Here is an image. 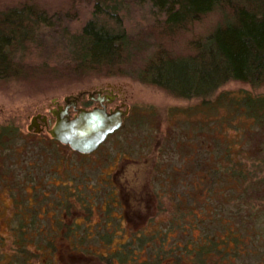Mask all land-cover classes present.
Masks as SVG:
<instances>
[{
    "label": "rangeland",
    "instance_id": "1",
    "mask_svg": "<svg viewBox=\"0 0 264 264\" xmlns=\"http://www.w3.org/2000/svg\"><path fill=\"white\" fill-rule=\"evenodd\" d=\"M89 1L0 0V13L29 4L49 15L77 17ZM139 2L130 0L126 19L130 39L140 50L123 68L124 75L75 76L60 71L52 74L38 66L29 69L26 78L0 80V129L14 130L6 148H0V264H44L48 260L53 264H107L99 258L60 251L45 258L36 254L33 246L22 254L14 230L22 218L27 224L31 215L34 218L38 212L43 232L49 233L47 237L57 246L68 244L53 231L52 221H57V217L64 224L80 225L83 231L88 227L101 238L113 236L100 247L93 246L94 240H85L83 247L92 248L101 256L126 243L127 233L120 235L121 229L153 233L172 224L178 228L177 236L185 241L189 235L182 228L192 229L191 223L196 225L193 234L197 239L203 238L205 232L211 233L212 238H220L226 235V227H216L217 218L215 223L206 222L204 231L197 226L203 223L205 214L219 218L223 215V221L228 222L233 213L237 215L236 222L243 218L251 223L264 214V133L254 129L244 113L237 114L233 106L226 104L227 100H239L244 94L264 96V85L253 87L229 81L207 99L185 100L134 76L137 69H142L146 57L160 49L178 57L192 55V43L205 39L222 24L223 14L211 13L175 37H166L147 15L146 5ZM106 87L116 90L120 102L130 106V121L98 154L83 159L69 148L56 146L47 134L29 133L31 119L38 114L49 115L55 99L62 102L65 96ZM36 163L52 166L51 178L47 172L52 185L24 178V173L31 170L28 166ZM232 170L237 174H231ZM241 171L251 183L230 184L231 178L242 176ZM110 180L119 189L117 202L112 203L116 208L106 203L110 188L103 185ZM77 187L93 196L89 200L94 207L90 214L79 207L71 215L55 207L45 209L43 203L54 196L56 189L73 192ZM74 196L70 199L75 203ZM177 203L181 205L179 214ZM184 215L191 216L183 220ZM107 216L109 226H103ZM179 218L181 221L177 222ZM86 234L78 232L80 239H85ZM258 257H250L252 264L259 261ZM111 264L119 263L113 260Z\"/></svg>",
    "mask_w": 264,
    "mask_h": 264
},
{
    "label": "trees",
    "instance_id": "2",
    "mask_svg": "<svg viewBox=\"0 0 264 264\" xmlns=\"http://www.w3.org/2000/svg\"><path fill=\"white\" fill-rule=\"evenodd\" d=\"M139 3L146 5L147 15L166 37H175L216 11L224 16V22L211 34L192 43V55L178 57L160 49L146 57L142 69L134 73L140 82L159 87L185 100L207 99L229 81L253 87L264 85V0H141ZM129 8L130 0H90L77 17L49 15L29 4L1 12L0 80L26 78L29 69L38 66L49 69L52 74L124 75L126 72L123 68L134 60V53L140 50L134 47L130 39L126 19ZM226 104L233 106L235 113H244L253 128L264 133V96L244 94L239 100H227ZM13 134L11 127L0 130V148H6ZM77 155L84 159L83 155ZM28 167L31 170L24 173V178L32 183L39 181L41 185L47 183V172L50 176L52 166L36 163ZM231 174L237 172L232 170ZM243 174L241 171L242 176L231 178L229 183H251ZM106 183L103 186L110 188L106 203L111 205L117 202L119 189L116 183ZM262 183L264 185V181ZM48 184L52 185V181H48ZM56 191L50 200L47 197L43 203L46 210L55 207L65 215L78 211V207L88 214L94 210L89 201L93 196L87 195L85 190L81 191L80 187L73 192L67 188ZM73 194L77 205L70 199ZM176 207L179 214L181 205L177 203ZM55 208L51 209L55 211ZM38 213L34 218L31 215L29 224L22 218L14 230L20 246L18 250L21 249L22 254L31 251L33 246L36 254L45 258H52L60 251L66 255L99 258L107 264L113 260L119 264H252L250 257L256 256L260 259L254 264H264V214L251 223L243 218L236 222L237 215L233 213L227 214L231 216L228 222L223 221V215L219 218L204 213L203 223L197 226L204 231L205 223L214 222L217 218L219 223H216V227H226V235L220 238H212L209 236L211 233L205 232L203 238L197 239L193 234L196 225L191 223L192 229L182 228L189 235V240L185 241L177 236L178 228L172 224H168V229L159 228L153 233L130 228L126 230L129 232H123L121 229L120 235L127 233L126 243L121 244L115 252L101 256L92 248L83 247L85 240H94L93 246L100 247L113 236L101 238L98 233L89 231L88 227L83 231L80 225L64 224L57 217V221H52V224L55 223L53 231L60 236L59 240L68 242L65 246H57L47 237L49 233L43 232V220ZM190 216L184 215L183 220ZM105 218L103 226H109L110 217ZM176 221H181V218ZM57 231L65 232L60 235ZM78 232L87 233L85 239H80ZM243 234L245 236L241 237ZM44 264L53 263L48 260Z\"/></svg>",
    "mask_w": 264,
    "mask_h": 264
},
{
    "label": "water",
    "instance_id": "3",
    "mask_svg": "<svg viewBox=\"0 0 264 264\" xmlns=\"http://www.w3.org/2000/svg\"><path fill=\"white\" fill-rule=\"evenodd\" d=\"M126 115L127 112L123 111L108 114L98 109L81 110L74 118L67 117L65 113L55 114L57 120L50 135L74 152L90 155L97 151L109 135L122 127ZM36 121L37 118H34L28 127L30 132L34 127L37 128Z\"/></svg>",
    "mask_w": 264,
    "mask_h": 264
},
{
    "label": "flooded vegetation",
    "instance_id": "4",
    "mask_svg": "<svg viewBox=\"0 0 264 264\" xmlns=\"http://www.w3.org/2000/svg\"><path fill=\"white\" fill-rule=\"evenodd\" d=\"M53 105L54 107L48 111L49 115L38 114L31 119L30 125L32 124L33 119L37 118L36 121L37 128L34 127L33 131L31 132L29 130L28 131L29 133L38 136L47 134L51 142H53L56 146L69 148L72 152L74 151L69 146L61 144L60 142L53 139L52 136L50 135V131L54 127L57 120L55 114L65 113L67 117L74 118L76 115L79 114V111L81 110L92 111L98 109V110H103L108 114H112L118 111L127 112V115L123 117L122 127L115 133L109 135L106 138V141L97 149V151H95L90 155H83V156L89 157L98 154L100 151H102V149L106 147L108 142L111 139L115 138V136L124 128L127 121H130V106H128L125 102H120L119 94L116 92V90L109 87L97 88L92 90H83L77 94L63 97L62 102H59L58 99H55L53 101ZM3 128H7V127H3Z\"/></svg>",
    "mask_w": 264,
    "mask_h": 264
}]
</instances>
